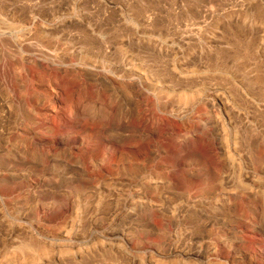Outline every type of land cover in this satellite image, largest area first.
Returning a JSON list of instances; mask_svg holds the SVG:
<instances>
[{
    "label": "rangeland",
    "instance_id": "obj_1",
    "mask_svg": "<svg viewBox=\"0 0 264 264\" xmlns=\"http://www.w3.org/2000/svg\"><path fill=\"white\" fill-rule=\"evenodd\" d=\"M0 264H264V0H0Z\"/></svg>",
    "mask_w": 264,
    "mask_h": 264
},
{
    "label": "bare ground",
    "instance_id": "obj_2",
    "mask_svg": "<svg viewBox=\"0 0 264 264\" xmlns=\"http://www.w3.org/2000/svg\"><path fill=\"white\" fill-rule=\"evenodd\" d=\"M186 99V98H185ZM184 100V99H183ZM187 101V100H186ZM187 104V103H186ZM22 246V245H21ZM25 246H28V245H25ZM90 246H92V245H90ZM94 246V245H93ZM92 246V247H93ZM20 251H19V253L21 254V252H22V249H21V247H20V249H19ZM24 250V253H26L25 251H27V252H29V255L28 256H30V254L32 253V249H31V247H26V248H24L23 249ZM43 256L46 254L44 251H43ZM32 256H34V255H32ZM34 258V257H33ZM30 260V259H29ZM156 261H159V260H156Z\"/></svg>",
    "mask_w": 264,
    "mask_h": 264
}]
</instances>
